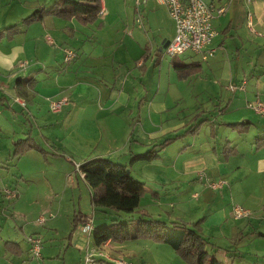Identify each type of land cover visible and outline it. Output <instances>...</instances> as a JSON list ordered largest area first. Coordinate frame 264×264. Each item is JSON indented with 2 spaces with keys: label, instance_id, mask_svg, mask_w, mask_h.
Masks as SVG:
<instances>
[{
  "label": "crops",
  "instance_id": "obj_1",
  "mask_svg": "<svg viewBox=\"0 0 264 264\" xmlns=\"http://www.w3.org/2000/svg\"><path fill=\"white\" fill-rule=\"evenodd\" d=\"M55 1L0 0V101H7L12 111L15 129L8 139L19 176L34 179L39 174L35 166L42 165L50 166L57 180L64 177L65 182H74L66 176L75 171V165L106 159L127 166L140 178L145 191L142 198H159L149 184L174 183L179 207L183 197L191 199L194 207L209 208L202 223L210 235L215 227L218 239L227 240L228 235L230 241L243 225H252L249 217L234 219L231 209L236 204L234 192L244 193L237 187H249L252 182L264 186V116L248 106L255 98L264 101V0H202L224 7L213 21L217 27L211 42L214 54L201 60L186 50L181 54L189 52L194 60H175L171 66L164 61L163 50H158L161 42L171 39L155 23L159 7L168 13L155 0L139 6L142 28L133 24L127 29L134 21L133 0H100L103 13L85 24L54 15L23 20L40 9L47 10ZM153 24L150 39L147 28ZM11 27L14 32L8 37L4 30ZM126 31L134 40L122 39ZM50 34L59 45L50 46ZM64 47L76 52L69 62L64 61ZM196 64L198 69L185 76L175 67ZM205 70L209 83L201 84L198 81L205 77ZM62 97L67 101L61 109L50 111V101ZM17 141L35 147L16 154ZM148 152L149 160L132 161ZM240 162L243 173L238 176ZM77 172L86 184L83 174ZM219 178L228 186L212 189L208 182ZM26 181V189L19 191L17 183L13 187L15 198L5 196L4 189L11 188L7 183L0 186V211L16 216L4 220L11 225V233L4 232L0 224V264H82L85 248L95 247L93 233L88 239L75 229L81 218L96 215L89 186L86 184L90 206L79 202L77 211L62 214L55 209V216H50L41 213L38 194H30L32 182ZM184 183L187 189L181 191ZM19 215L26 217L23 225L28 229L21 236L16 231ZM46 225L48 230L40 234ZM29 233L40 234L47 241L40 258L31 257ZM132 243L108 241L105 251L111 258L123 253L134 263ZM141 256L144 264H155ZM107 263L113 264L98 257L95 264Z\"/></svg>",
  "mask_w": 264,
  "mask_h": 264
},
{
  "label": "rangeland",
  "instance_id": "obj_2",
  "mask_svg": "<svg viewBox=\"0 0 264 264\" xmlns=\"http://www.w3.org/2000/svg\"><path fill=\"white\" fill-rule=\"evenodd\" d=\"M127 3L129 4V1H127ZM221 15L218 14L217 16L214 17V19H212V27L215 30H217V27L216 26L214 27L213 21L217 20L215 18ZM157 21H158L157 25H159V27H161L162 29H165L163 32L166 34L168 39H171L174 35L172 31L173 23L171 19L168 17V15L165 13L164 9L160 7H159L158 18L156 19L155 23ZM75 24L77 26H80L78 25V23ZM133 24H135L134 21L133 23L131 22L130 24H127L128 25L127 29H130L131 27L130 25ZM127 31L123 32L122 39L134 40V38L129 37L130 34H127L128 33ZM154 32H155V27L153 24L150 26V28H147V33L150 39L152 37L151 35ZM49 36L53 39V42L50 43L51 44L50 46H54L55 43L59 45V41L55 40V36L53 34H50ZM68 45H70L71 47L72 46L75 47L73 44H68ZM164 56L166 58L164 60L165 62L167 60L170 61L168 63L169 66H171L172 62L175 60H182L185 63H187L190 60H194L195 58L189 52L174 56H168V55H164ZM202 67L205 68V65L203 63H202ZM204 74L205 77L202 79L199 78L198 81L201 84L209 83V76L206 70L204 71ZM1 94L2 92L0 89V95ZM7 106H8L7 101H0V186L2 184L7 183L8 186L11 187L8 189L14 190L13 187H15V184L17 183L18 185L17 189L20 191V189L22 188L26 189L25 182H27L26 181L27 179H30V182H32L31 183L32 187L28 186V188L31 189L30 194L37 192L39 205L43 209L41 212L42 214L44 212H47V213H52L55 216V214L57 213L55 209L57 210L61 209L60 213L68 214L73 210L77 211L79 202L81 205L87 204V206H90L87 186L84 182L80 180V177L76 170L73 171V173L72 171L69 172L70 174L66 176L67 180H71L73 177V180H75L74 182H65L64 177H62V180L60 179V181L59 179L57 180L58 178L57 175L54 174L51 170H49L50 166H48L46 169V167L42 165L35 166L34 170L37 171L39 174L34 179H31L29 177L27 179H24L21 178V176H19L18 170L15 166L16 160L10 155L11 140L8 139V137L11 134V131L15 128L12 117V111L9 110ZM13 109L16 112H18L16 108ZM14 137L17 138L20 136L14 135ZM50 159L51 157L49 158V160ZM239 164L241 165V167H240V171L236 173L238 174V176L241 173H243L241 171L242 163L240 162ZM54 167L56 170L57 169L62 170L61 167H59L58 165H54ZM143 173L146 172L144 171ZM77 180H78V187H80V190H78L77 187V182H76ZM223 180L225 179L223 178ZM225 182L226 183L223 186H228V182L226 180ZM160 183L162 184H159L160 185L159 187H155L152 184H149L148 186L150 189L159 192L160 195L159 198H155L153 200V198L150 195H148L140 200V208H144V210H146L149 214H151L155 219L164 221L166 223H170V221H181V220H183L181 222H192L200 219L203 220L204 216H206L210 212L209 208L207 209L204 206H200L199 208L197 206L196 207L192 206L189 201L191 199L183 198V197L181 198L184 200V202H181L180 205L182 206L179 207V203L177 201H179L180 198H178L175 194L178 188L175 187L174 183L172 184L171 182H160ZM252 183L253 184L250 185L249 187H245V186H242L245 188L237 187L240 190L244 191L243 194L234 192V196H235L234 199L236 204H238L248 212V214L245 215V218L246 217L251 218L250 222L252 225L249 224L246 226L243 225L240 229L241 230L240 234L237 235L234 239H231L229 241L228 235H226L227 240H224L223 238L218 239L219 234L217 235L218 231L216 232V230H214L215 227L214 229H212L211 235L207 234L206 225L202 223L203 235L205 238L210 240L209 244L206 246V250L211 254L215 253L216 257L222 260L225 264H264V209L262 208L264 201V186L257 184V182H252ZM186 189H187V183H184L183 186L180 187V190L185 191ZM182 194L184 195V197L189 196L187 192H182ZM152 200L153 202L151 203ZM2 204H4V206H7V201L2 199ZM26 205L35 207L37 204L27 203ZM92 217H93L92 219L93 227L95 230L100 226V223L103 220H105L107 224H110L112 222V219L115 218L116 216L97 212L96 215H93ZM15 218H16L15 215L12 216L8 213L2 214V212L0 211V224L3 226L4 232H9V233L12 232V228L10 227L11 225L8 226L4 220L6 219L15 220ZM25 221H26V217L19 215L18 227L16 229L18 236L23 235V233L28 234L27 233L28 229L23 225ZM8 230H11V232ZM47 230L48 228L46 225L45 227H41L39 233L40 234L44 233ZM29 234L30 236L31 235L35 236L32 233ZM40 234L37 236L41 239L42 242L41 247H42L47 243V241L43 239V237ZM126 242L127 243L133 242L132 244H134L133 247L135 254L131 259L135 264H144L143 263L144 258L141 255H144L145 257L152 259V262H155V264H190L189 262H186L187 260H185L183 257H180L177 254V252L174 251L167 244L160 242H153L148 239L128 240ZM40 253H42L41 250ZM118 255L127 259L123 253H118Z\"/></svg>",
  "mask_w": 264,
  "mask_h": 264
},
{
  "label": "trees",
  "instance_id": "obj_3",
  "mask_svg": "<svg viewBox=\"0 0 264 264\" xmlns=\"http://www.w3.org/2000/svg\"><path fill=\"white\" fill-rule=\"evenodd\" d=\"M100 10V0H57L47 10L40 9L23 20L31 22L40 20L46 15H54L62 19L75 18L85 24L93 20L98 13L100 14ZM4 31L10 37L14 27ZM2 34L3 32L0 33V37ZM175 67L180 76H185L196 71L199 64ZM262 143L264 144V138ZM34 147L33 144L25 146L22 141H17L14 143V153L21 154L27 148ZM150 158L148 152L134 156L132 161ZM79 169L91 189V205L95 213L116 216L110 224L104 223L103 220L94 230L95 246L100 247L106 241L122 244L128 240L148 239L169 245L190 264H225L216 257L215 253L211 254L206 250L210 240L203 235L202 219L166 223L141 209L140 200L145 195L144 183L136 179L127 166L97 158L80 164ZM77 217L76 214L74 225L78 221ZM239 234L240 232L237 233Z\"/></svg>",
  "mask_w": 264,
  "mask_h": 264
},
{
  "label": "built area",
  "instance_id": "obj_4",
  "mask_svg": "<svg viewBox=\"0 0 264 264\" xmlns=\"http://www.w3.org/2000/svg\"><path fill=\"white\" fill-rule=\"evenodd\" d=\"M158 4L165 7L169 17L174 23V35L163 49L164 54L174 56L183 53L186 50L199 55L201 60H207L213 56L215 49L211 46L212 39L216 35V31L212 27V19L215 15L224 12V7L216 8L211 4H207L202 0H155ZM135 8L134 23L138 28H142L143 20L139 6L146 2V0H133ZM103 13V10H100ZM51 41L50 38H47ZM64 61L69 62L76 57V52L73 49L64 47L62 49ZM66 98L62 97L57 100L50 101L49 108L52 112H58L61 106L66 103ZM248 106L254 112L264 115V101L259 98L249 102ZM75 170L80 172L79 166L75 165ZM70 179V177H69ZM225 180L218 179L216 181H209L208 185L212 189H219L225 184ZM4 194L7 198H15L16 191L4 189ZM232 217L240 219L245 217L248 212L238 204H234L231 209ZM51 216L52 214L49 213ZM38 222H43L41 215ZM79 234L85 238H90L94 232L92 218H82L76 224L75 228ZM30 243V254L32 258L41 257V239L38 236L28 237ZM107 242L103 243L100 247L95 246L93 249L85 248L82 264H95L98 257H104L113 264H134L122 256L111 258L105 251Z\"/></svg>",
  "mask_w": 264,
  "mask_h": 264
},
{
  "label": "water",
  "instance_id": "obj_5",
  "mask_svg": "<svg viewBox=\"0 0 264 264\" xmlns=\"http://www.w3.org/2000/svg\"><path fill=\"white\" fill-rule=\"evenodd\" d=\"M168 43H169V40H165V41L161 42L158 50L162 51L163 49H165Z\"/></svg>",
  "mask_w": 264,
  "mask_h": 264
}]
</instances>
